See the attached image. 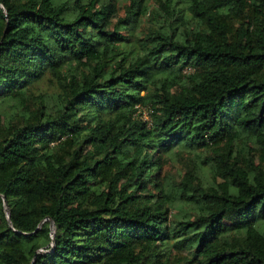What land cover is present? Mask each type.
I'll use <instances>...</instances> for the list:
<instances>
[{"label":"trees","instance_id":"16d2710c","mask_svg":"<svg viewBox=\"0 0 264 264\" xmlns=\"http://www.w3.org/2000/svg\"><path fill=\"white\" fill-rule=\"evenodd\" d=\"M120 1L0 0V264H264V0Z\"/></svg>","mask_w":264,"mask_h":264},{"label":"rangeland","instance_id":"374dc122","mask_svg":"<svg viewBox=\"0 0 264 264\" xmlns=\"http://www.w3.org/2000/svg\"><path fill=\"white\" fill-rule=\"evenodd\" d=\"M127 4H128V1H126V0H121V1L119 2V4H118V6H119V10H118V12H116V13L114 14V16H113V18H112V21H113V22L118 21V19H119L120 17H123V16H124V14H125V8H124V6L127 5ZM177 90H178V89L176 88L175 91H177ZM41 251H45V249H42Z\"/></svg>","mask_w":264,"mask_h":264},{"label":"built area","instance_id":"2783aa9c","mask_svg":"<svg viewBox=\"0 0 264 264\" xmlns=\"http://www.w3.org/2000/svg\"><path fill=\"white\" fill-rule=\"evenodd\" d=\"M139 114L144 120H146L147 122H149V124H151V117H150L149 111L147 109L142 108L139 111Z\"/></svg>","mask_w":264,"mask_h":264}]
</instances>
